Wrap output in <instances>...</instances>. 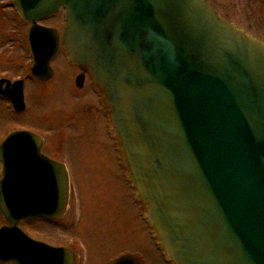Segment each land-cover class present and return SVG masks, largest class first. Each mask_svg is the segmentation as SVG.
I'll use <instances>...</instances> for the list:
<instances>
[{
  "label": "water",
  "instance_id": "water-1",
  "mask_svg": "<svg viewBox=\"0 0 264 264\" xmlns=\"http://www.w3.org/2000/svg\"><path fill=\"white\" fill-rule=\"evenodd\" d=\"M12 1L31 24V72L39 79L52 75L59 36L38 21L64 9L67 60L100 92L167 259L264 264V42L208 0ZM12 85L5 95L21 111L22 84ZM30 134L13 132L0 145V262L69 264L70 248L18 225L62 217L69 199L66 166L21 139ZM131 257L115 264H134Z\"/></svg>",
  "mask_w": 264,
  "mask_h": 264
},
{
  "label": "rangeland",
  "instance_id": "rangeland-1",
  "mask_svg": "<svg viewBox=\"0 0 264 264\" xmlns=\"http://www.w3.org/2000/svg\"><path fill=\"white\" fill-rule=\"evenodd\" d=\"M259 22V30L264 31V16ZM41 23L62 34L63 11ZM27 31L28 25L20 19L12 1L0 0V77L13 80L29 73ZM64 59L62 51L51 63L55 76L48 87L37 86L22 115L16 116L10 105L0 99V138L4 132L34 125L70 153V208L60 221L66 229H61L59 222L50 228L36 218H26L19 226L31 237L75 245L84 263L86 259L104 261L130 253L147 264H162L163 254L141 216L138 203L119 188L123 183L118 178L119 155L108 136L103 110L99 104H96L99 111L91 107L89 98L94 96L87 84L84 91L74 90L72 80L65 75ZM32 88L29 86L28 91ZM2 224L5 220L0 215Z\"/></svg>",
  "mask_w": 264,
  "mask_h": 264
},
{
  "label": "flooded vegetation",
  "instance_id": "flooded-vegetation-1",
  "mask_svg": "<svg viewBox=\"0 0 264 264\" xmlns=\"http://www.w3.org/2000/svg\"><path fill=\"white\" fill-rule=\"evenodd\" d=\"M208 1L212 5V7L215 9L217 14H219L220 16L225 18L227 21L235 24L236 26L245 30L247 33L251 34L252 36H254L257 39L264 42V31L259 30V26H258L259 20L261 21L262 16H264V0H208ZM60 11H63V10L60 9ZM53 15H55V14H53ZM263 24H264V22H263ZM58 36H59L58 48H57V51L54 54V56L49 61L50 66H51V63L53 62V60L56 59L57 56L62 51L65 52L63 45L61 43L62 34H60L58 32ZM64 61L66 64V66H64V68L65 67L67 68V69L65 68V75H66V77L68 76L70 78V80H72L74 90L78 93L81 91H84L85 86L87 84L88 89L91 90V93L94 96V98L93 97L89 98V101L91 102V104H90L91 107H93L99 111V108L96 107V104H99L101 106L103 113H104V116H105V119H106L108 136L110 137V139L112 141L113 148L115 149L116 153L120 156V151L117 147L116 138L114 137L113 133L109 129V122H110L109 118L106 115L105 108L101 104L100 95H99L98 91L94 89V87L91 83V79L89 78V75L86 72H84L79 66L72 65L70 62H68L66 59V54H65ZM32 63H33V58L31 56V65H32ZM31 65H30V67H31ZM30 67H29V73L27 75H25L24 77L15 78L13 80H10L9 78H6V77H0V81H2V83L0 84V99H2V100L4 99L6 101V103L9 105H10V101H9L8 96L5 95V93H9L10 90H12V87H13L12 84L14 82L20 81L22 84L24 108L21 111H16L10 105L11 109L13 110V112L15 113L16 116L22 115L23 113L26 112V110L28 109V102H29V100L33 99V96H35L34 93L37 91V86H39L40 89L48 87L49 83L51 82V80L53 79V77L56 74V71L51 66L52 75L49 78L39 79L31 73ZM29 86H31V87L33 86V88L30 91H28ZM13 132H27L29 134L31 133L32 135L31 134H30V136L28 135L29 137L21 138V139H23V141L28 142V143L31 142L32 146L35 148H37L36 146L39 145L38 146V148H39L38 153L40 155H42L46 158H49V159L57 160V161L63 163L67 167V169L69 168L71 160L69 159L70 153L66 149V147L60 143H58L56 145L55 141L53 139H50L47 136L43 135L41 132H39L36 129V126H34V125L22 126L19 128L12 129L8 132H4L0 138V145L5 141V139L8 137V135H10ZM33 135L37 136L36 138L38 141H36V139H34ZM20 154L22 156H29L30 150L24 151L22 153L19 152V155ZM0 163H1V167H2V162H0ZM118 164H119V169L121 171V172H119L120 176H118V178H120V179L122 178V180H123V183L119 188L123 192L126 193V196L131 197V199H133L135 202L138 203V205L141 209V216H142L143 220L145 221V223L149 226L148 222L146 221V219L144 218V215H143L142 204L135 197V188H134L133 184L131 183V181L127 177V168L122 163L121 159L118 160ZM68 173H69V170H68ZM69 179H70V175H69ZM70 199H71V189H70V185H69L68 204H67L66 210H65L64 214L62 215V217H60L58 219L46 218V217H42V216H35V217H31V218H36L38 220H42L43 222L48 223L50 228H54L55 223L59 222L57 225L62 227L61 229L65 230L67 226L65 227L64 226L65 223L62 224V223H60V221L62 220V218L67 213V210L70 208ZM148 228H149V232H150V226ZM32 238H34L35 240L47 243L49 245L62 246V247L70 248L73 251L74 259H69V264H115V262L118 258L117 257L116 259H105L104 261H103V259H86V262L84 263L83 259L80 258L79 252H77L75 245H72L69 242H68L69 244L68 243L53 244L52 242H50L48 240H44V239L37 238V237L36 238L32 237ZM71 245L74 247H72ZM158 248L162 252V250L159 246H158ZM125 254H130V253H125ZM125 254H123V255H125ZM130 255H132L131 258H133V259H128V260L132 261L134 264H147L144 259H140L137 255H135V254H130ZM163 257H164V259H163L162 264H173L170 260H168L166 258L165 255H163ZM107 261H108V263H107Z\"/></svg>",
  "mask_w": 264,
  "mask_h": 264
}]
</instances>
